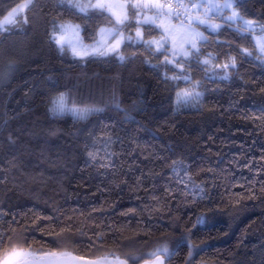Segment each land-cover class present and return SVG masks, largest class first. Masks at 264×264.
<instances>
[{"label":"trees","instance_id":"1","mask_svg":"<svg viewBox=\"0 0 264 264\" xmlns=\"http://www.w3.org/2000/svg\"><path fill=\"white\" fill-rule=\"evenodd\" d=\"M22 1L0 0V19ZM32 4L27 24L0 32V67L14 62L0 78V259L14 248L141 264L166 246L164 264H264L261 33L212 16L221 28L201 27V50L218 59L194 65L190 80L165 82V71L178 70L153 68L163 57L136 45L122 49L123 62L61 55L53 21L81 25L85 42L106 22L60 0ZM231 10L264 23V0H236ZM228 57L237 63L229 78L209 79ZM193 85L203 93L195 104L176 101ZM61 92L69 106L100 111L53 116Z\"/></svg>","mask_w":264,"mask_h":264},{"label":"snow or ice","instance_id":"2","mask_svg":"<svg viewBox=\"0 0 264 264\" xmlns=\"http://www.w3.org/2000/svg\"><path fill=\"white\" fill-rule=\"evenodd\" d=\"M61 4H67L69 9H76L79 13L88 16L90 12L103 17L108 26L100 27L94 36H91V43H84L81 37V25L71 23H56L53 21L51 40L54 41L61 55L65 54L66 49L71 51L73 58L86 60L89 57H107L116 56L123 62L126 56L122 54V49L130 45L142 47L145 51L157 59L163 57L159 64H153V68L161 66L167 68L171 65L178 71L172 76L164 73V80H190L188 70L194 65L202 64L205 69L208 65L218 59L212 53H203L201 46L208 43V36L201 30L203 26L210 33H218L221 26L211 23L212 16H220L225 23H238V31L246 33H255L257 30L261 33L256 37L258 50L264 54V23L259 20L244 19V16L233 10L231 15L223 16L225 10L236 8V0H224L223 3L214 2V0H88L82 3L81 0H60ZM33 6L32 0L28 3L17 4L12 7L7 15L0 21V32L10 31L8 27L21 26L27 24L26 11ZM107 13V15H105ZM23 17V18H22ZM134 28V35L130 29ZM71 33L74 40H65V35ZM150 37V38H147ZM218 46L226 42H217ZM231 48V44H227ZM241 53L251 56L248 49H241ZM204 59L201 60V57ZM261 59V57H257ZM264 62V60H262ZM145 63H149L145 60ZM14 62L9 61L7 66L0 67V78H4L13 68ZM215 68L219 69L223 75L213 72L209 79L226 80L229 78V70L237 67L235 57H228V62L215 63ZM207 75V73H206ZM197 81V85H199ZM264 91V90H262ZM181 94L178 93V96ZM203 93L193 90L191 93L185 92V100H198ZM68 96L61 92L58 97L52 99L49 111L53 116H64L71 114L74 119H83L92 111L100 109H80L75 106H69ZM89 156L95 160L96 154L89 153ZM264 171V167L260 169ZM199 187V186H197ZM261 189L264 190V183H261ZM202 190V189H201ZM252 198H255L254 185L249 189ZM127 215V213H125ZM39 219V217H37ZM54 219H59L58 217ZM205 218L198 217L199 224ZM195 227V225H194ZM51 234V233H49ZM3 233H0V244L3 243ZM45 257H55L54 252H44ZM150 255L155 257V264H164V257L169 256L168 248H157ZM189 255H192L190 250ZM11 256L17 257L15 260L0 259V264H34V261L27 259V254L22 251L12 249ZM131 259L135 261L136 256ZM89 264H98L93 261ZM115 264H128L127 260L116 257ZM149 264V261H145Z\"/></svg>","mask_w":264,"mask_h":264},{"label":"rangeland","instance_id":"3","mask_svg":"<svg viewBox=\"0 0 264 264\" xmlns=\"http://www.w3.org/2000/svg\"><path fill=\"white\" fill-rule=\"evenodd\" d=\"M29 2V0H23L22 2H20L19 4H24V3H28ZM81 2L82 3H87L88 1H82L81 0ZM93 2H94V0H93ZM215 2V1H214ZM233 10H228V14L226 15V16H228V15H231V12H232ZM7 15V14H6ZM214 16V15H213ZM0 21H3V18L2 19H0ZM64 23H71V24H76V23H72V22H69V21H63ZM58 23H61V22H57V24ZM211 23H215V24H217V22H215V21H212L211 20ZM105 26H108V25H102V26H100V27H105ZM53 27V26H52ZM100 27H98V29H97V31L99 30V28ZM97 31H96V33H97ZM130 31H131V33L134 35V32H135V29L134 28H132V29H130ZM51 35H52V28H51ZM80 35H81V33H80ZM261 35V34H260ZM260 35H254V40H255V42H256V45H258L257 44V40H256V37H258V36H260ZM81 37H82V35H81ZM65 40H74L75 39V37L74 36H72V34L69 32L68 34H66L65 35ZM148 38H150V37H148ZM92 41H90V42H85L84 41V43H86V44H89V43H91ZM70 54H71V51L69 50V49H66ZM71 56H72V54H71ZM73 57V56H72ZM204 59V58H203ZM193 90H195V91H197V92H199V90L196 88V86L195 85H193V86H191L190 88H188V89H186V90H183L182 92H181V95L180 96H178L177 95V97H176V101H179L180 99H181V102L183 103V102H186V103H191V104H195V102L197 101V100H192V99H187V100H185V98H184V96H183V93H185V92H188V93H191ZM18 252L19 251H22L23 253H25V254H27V259H29V260H31V259H36V258H40V257H45L44 255H39L38 253H35V252H32V251H28V250H17ZM12 253V252H11ZM11 253H9V254H7L6 256H5V258L3 259V260H9V259H11V260H15V259H17V257H14V256H11ZM50 258H56V256L55 257H51V256H49Z\"/></svg>","mask_w":264,"mask_h":264},{"label":"water","instance_id":"4","mask_svg":"<svg viewBox=\"0 0 264 264\" xmlns=\"http://www.w3.org/2000/svg\"><path fill=\"white\" fill-rule=\"evenodd\" d=\"M34 264H89V262L96 261L98 264H115L111 259L106 260H80V259H65V258H50V257H40L36 259H31ZM141 264H145L141 263ZM149 264H155L154 261H149Z\"/></svg>","mask_w":264,"mask_h":264}]
</instances>
